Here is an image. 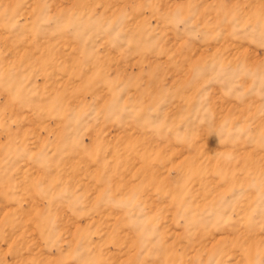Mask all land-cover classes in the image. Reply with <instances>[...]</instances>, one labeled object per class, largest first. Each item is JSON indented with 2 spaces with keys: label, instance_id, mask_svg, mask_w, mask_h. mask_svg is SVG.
Segmentation results:
<instances>
[{
  "label": "rangeland",
  "instance_id": "1",
  "mask_svg": "<svg viewBox=\"0 0 264 264\" xmlns=\"http://www.w3.org/2000/svg\"><path fill=\"white\" fill-rule=\"evenodd\" d=\"M0 264H264V0H0Z\"/></svg>",
  "mask_w": 264,
  "mask_h": 264
}]
</instances>
